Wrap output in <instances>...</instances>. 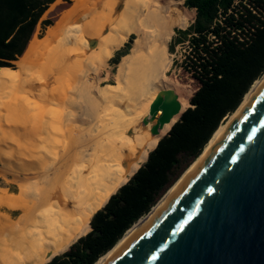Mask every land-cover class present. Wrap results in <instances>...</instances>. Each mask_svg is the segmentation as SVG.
Wrapping results in <instances>:
<instances>
[{"label":"bare ground","instance_id":"obj_1","mask_svg":"<svg viewBox=\"0 0 264 264\" xmlns=\"http://www.w3.org/2000/svg\"><path fill=\"white\" fill-rule=\"evenodd\" d=\"M146 2L71 0L45 28L44 37L33 38L13 70L6 72L5 83H0V155L8 160L4 176L14 187L0 188V264H45L90 229L93 212L128 179L127 165L144 138L134 147L123 142L122 149L92 148L83 153L87 135L78 131V110L90 96L91 87L97 85L96 74L105 64L104 58L141 26ZM185 24V15L178 11L165 12L154 20L141 53L134 58L123 55L115 82L99 84L98 92L84 107L83 125L92 128L110 108L120 115L117 123L127 131H136L161 96L162 80L174 58L168 51L174 28ZM263 77L264 73L177 182L94 264H103L154 211L204 155ZM64 129L67 134H63ZM110 164L121 174L112 176Z\"/></svg>","mask_w":264,"mask_h":264},{"label":"trees","instance_id":"obj_2","mask_svg":"<svg viewBox=\"0 0 264 264\" xmlns=\"http://www.w3.org/2000/svg\"><path fill=\"white\" fill-rule=\"evenodd\" d=\"M70 2L0 0V74L14 66L38 30L51 25ZM147 10L151 22L166 11L192 15L185 28L175 29L168 46L172 53L174 43L187 42L177 73L171 69L166 73L156 102L167 101L170 117L153 136L148 135L151 123L139 128L144 140L127 165L128 179L93 212L90 229L45 264H94L111 250L199 157L264 73V0H157ZM125 53L115 54L112 62ZM94 88L84 101L86 107L95 96ZM176 88L182 94L180 104ZM109 167L112 176L121 174L116 165Z\"/></svg>","mask_w":264,"mask_h":264},{"label":"water","instance_id":"obj_3","mask_svg":"<svg viewBox=\"0 0 264 264\" xmlns=\"http://www.w3.org/2000/svg\"><path fill=\"white\" fill-rule=\"evenodd\" d=\"M169 117L162 99L141 124L151 123L153 136ZM103 264H264V77L204 155Z\"/></svg>","mask_w":264,"mask_h":264},{"label":"rangeland","instance_id":"obj_4","mask_svg":"<svg viewBox=\"0 0 264 264\" xmlns=\"http://www.w3.org/2000/svg\"><path fill=\"white\" fill-rule=\"evenodd\" d=\"M155 1H157V0H147V2L145 3L144 10H143V19H142L141 26L137 30L129 32L127 34V36L124 38V40L112 50V53L109 57L106 58L103 53L102 54L99 53L100 56L105 57V58L103 57L105 59V64L101 68V70H99L98 73L96 74L98 83H97V85L92 86V87H95L94 88L95 92H98V90L101 86H104L106 84H113L115 82L116 72H117V64H118L119 60L121 59V57L123 56V55L120 56L117 63H113L112 58L114 57L115 54H117V53L121 54V52L122 53L126 52L124 55H129V56L134 58L141 53V48H142V46L146 40V35L148 33V32H145L144 27H148V28L152 29V26H153V21L151 22V20H149V17L152 13H150L148 15L147 9L149 8L150 4H152ZM174 11H176V10H173V12ZM146 12H147V14H146ZM187 15L185 16L186 17L185 26L174 28V31H173V34H172L170 40H169L168 46L171 42H173L174 38L176 37L175 29H177V28L183 29L190 23V21L192 19V15H191V13H188ZM57 16H56V18H57ZM45 30L42 32L40 30H38V32L36 33V35L33 38L42 39L44 37L43 35L45 34ZM186 51H187V48L185 47L184 44L174 45V48L172 50V54H173L174 58H173L172 64H171L172 66L170 67L172 72L177 73L178 63H180V61L182 60ZM15 62L16 61L12 62V64L14 66H15ZM14 66L13 67H7L3 71V73L0 74V83H5L6 72L13 70ZM109 78H112L113 82H109ZM174 90H176V92L174 91L175 92L174 94L176 96L178 103L180 104V101L182 99V94L178 90V88H176ZM87 98L88 97H86L84 99V101ZM84 107H86V106L83 103V107L78 110V112H80L79 113V119H80L79 125L80 126L78 127V131L80 133L83 132V134L87 135L85 140H83V144H82L83 149H84V151H82L83 153H86L88 150H90L92 148L101 149V148L112 147V148H116V149H122L121 147H122L123 142H126L127 145L130 146L140 138L139 137V134H140L139 128L142 125L134 132L125 130L124 127L122 126V124L117 123V121L120 118V115L110 108H107L105 110V112L98 119V121L93 125L92 128L91 127L88 128V126L83 125L84 122L86 121V114H87L86 108H84ZM63 131H64L63 134L68 133V131L66 129H64ZM77 139H79V138H77ZM0 153H2V151ZM3 157H4L3 155H0V167H3V168H0V188L10 187V186L14 187V184L12 182H9L7 180V178L4 176V171L7 167L8 160L5 157L4 158ZM7 176L9 177L10 175H7Z\"/></svg>","mask_w":264,"mask_h":264},{"label":"built area","instance_id":"obj_5","mask_svg":"<svg viewBox=\"0 0 264 264\" xmlns=\"http://www.w3.org/2000/svg\"><path fill=\"white\" fill-rule=\"evenodd\" d=\"M179 44H184L185 47L187 48V42L179 43Z\"/></svg>","mask_w":264,"mask_h":264},{"label":"crops","instance_id":"obj_6","mask_svg":"<svg viewBox=\"0 0 264 264\" xmlns=\"http://www.w3.org/2000/svg\"><path fill=\"white\" fill-rule=\"evenodd\" d=\"M176 44H179V43H175L174 45H176Z\"/></svg>","mask_w":264,"mask_h":264}]
</instances>
